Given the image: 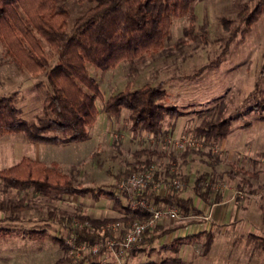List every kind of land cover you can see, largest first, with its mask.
<instances>
[{
  "label": "rangeland",
  "instance_id": "374dc122",
  "mask_svg": "<svg viewBox=\"0 0 264 264\" xmlns=\"http://www.w3.org/2000/svg\"><path fill=\"white\" fill-rule=\"evenodd\" d=\"M259 1L193 0V36L184 34L190 19L174 17L169 38L162 47L145 53L144 61L137 65V73H129L128 61L107 70L88 65L101 91V97L95 100L99 113L90 126V137L66 144H41L39 152L46 160L42 162L55 165L77 185L114 192L116 175L135 160L136 150L148 147L164 151L166 155L153 164L157 179L150 192L161 196L171 188L176 195L191 196L196 209L188 214L180 211L174 218L159 219L155 227L197 221L138 244L128 253L101 252L94 256L95 260L111 264H140L151 260H166L167 264H264V110L253 107L264 97V5L255 21L250 24L241 21V14L252 10ZM89 4V1L64 2L70 12L69 26ZM232 31L235 33L231 36ZM181 37L187 42L178 48L175 42ZM44 48L48 50L47 45ZM54 61H50L51 65ZM39 80L43 85L37 87ZM159 81H163L167 92L166 103L175 105L183 113L173 128L165 124V132L154 135L133 131L126 110L117 119L106 116L103 105L111 94L127 85ZM48 90L43 74H31L0 44V96L11 95L20 115L36 122L42 115V101ZM218 104H223L222 116L230 120L228 136L213 143L199 142L196 149L202 153L190 155L187 164L180 163L183 150L177 149L174 141L193 136L201 116ZM33 147L36 148L35 143L23 133L0 135V169L16 164L23 157L33 159ZM171 155L176 157L174 162ZM228 171H237L235 177L230 178ZM202 174L207 179L203 180L201 189L208 182L212 187L209 199L220 191L219 202L209 205L196 195V179ZM173 179L179 184H174ZM0 197L11 203L23 197L28 204L18 220L0 222L8 230L0 236V264H53L64 254L54 238L69 237L73 233L48 216L51 210L72 219H78L79 212L99 218L124 214L114 209L111 199L99 196L95 200L90 193L54 198L32 188H10L0 192ZM120 200L123 206L131 201L125 195ZM155 204L164 206L162 202ZM6 215L0 212V218ZM128 224L120 221L113 225V236H119ZM31 230L38 233H30ZM42 230L44 234H39ZM201 230L212 234L208 249L204 246L205 234L195 240H176L178 236Z\"/></svg>",
  "mask_w": 264,
  "mask_h": 264
},
{
  "label": "trees",
  "instance_id": "16d2710c",
  "mask_svg": "<svg viewBox=\"0 0 264 264\" xmlns=\"http://www.w3.org/2000/svg\"><path fill=\"white\" fill-rule=\"evenodd\" d=\"M65 1L0 0V44L31 74H43L49 86L42 101V115L36 122H29L20 115V109L11 95L0 96V135L23 133L31 142L55 144L88 139L90 126L99 113L95 100L101 97L99 85L89 73V64L107 70L121 61H128L129 73H137V65L144 61L145 53L162 47L169 38L174 17L187 16L190 24L184 29V34L193 36V0H76L78 3L89 1L90 4L74 18L70 26V12L64 5ZM262 5L264 0H260L252 10L243 12L241 21L246 24L255 21ZM234 33L232 31L230 35ZM186 42L187 39L181 37L175 46L179 48ZM45 45L48 50L44 48ZM52 59H55L53 65L50 63ZM35 85L39 87L43 82L39 80ZM166 95L163 81L139 86L127 85L105 100L103 110L108 118L113 119H117L126 110L133 131L158 135L165 132V124L173 128L175 120L183 115L175 105L166 103ZM253 107L264 110V97ZM222 110L223 104L207 109L199 124L194 127L193 135L211 143L225 138L230 132V120L222 116ZM194 153L202 152L196 148H185L179 155L180 163L187 164L191 159L189 156ZM165 155L164 151L154 148H140L134 152L135 160L128 162L116 178L144 171ZM175 158L171 155L173 162ZM236 172L227 173L230 178H234ZM170 175L175 174L170 172ZM205 179V174L196 179L195 193L211 205L220 201L222 194L220 191L215 192L209 199L212 191L210 184L201 189ZM10 188H32L37 193L51 194L54 198L90 193L94 199L103 196L117 206L121 203L113 190L77 185L55 165H47L29 157H23L16 164L0 169V192H7ZM143 196L149 197L154 203L175 204L183 214L196 209L191 196L176 195L171 188L161 196L154 192H144ZM26 208L28 204L23 197L14 203L0 197V212L7 214L0 218V222L18 220L20 212ZM123 209L124 214L119 217L97 218L79 212L76 218L89 223L82 228L74 227L72 218L66 214L51 210L48 216L73 233L77 242L90 243L96 237L110 235L107 229L101 232V225L117 221L132 222L145 214L138 210L133 212L129 206ZM170 231L171 228L158 230L157 227L145 230L139 244L152 241ZM29 232L38 233L33 230ZM44 232L42 230L39 234ZM7 233L8 230L0 225V236ZM203 234L206 235L204 246L208 249L212 241L210 231H198L176 240H195ZM54 240L62 247L64 254L53 264H111L95 260L92 252L73 263L65 239L56 237ZM140 264H167V261L151 260Z\"/></svg>",
  "mask_w": 264,
  "mask_h": 264
},
{
  "label": "built area",
  "instance_id": "2783aa9c",
  "mask_svg": "<svg viewBox=\"0 0 264 264\" xmlns=\"http://www.w3.org/2000/svg\"><path fill=\"white\" fill-rule=\"evenodd\" d=\"M203 139L196 138L194 135L187 138H179L174 141L177 149L184 150L185 148H196L199 142ZM157 173L153 168V164L141 172H135L127 176H122L116 181V197L125 195L130 198L129 208L131 211L138 210L139 213H145L142 218L135 219L126 227L120 230L119 236L115 237L112 234L111 227L119 224L120 221L112 222L106 225H101L100 230L103 232L107 229L110 235L104 237H96L92 242L87 243L77 242L74 234L66 236L65 243L68 245V255L73 263L77 262L83 255L92 252L94 256L101 252H112L115 255L122 252H130L135 249L142 233L145 230H151L155 227L157 221L162 218H174L179 216L180 210L175 204H167L157 206L152 199L143 196L144 192L150 193L151 188L156 186ZM173 183L178 185L179 181L173 179ZM205 185H209L205 182ZM74 227L82 228L88 226L87 221L72 219ZM104 261V259H102ZM102 263V262H101Z\"/></svg>",
  "mask_w": 264,
  "mask_h": 264
},
{
  "label": "crops",
  "instance_id": "0c3cea01",
  "mask_svg": "<svg viewBox=\"0 0 264 264\" xmlns=\"http://www.w3.org/2000/svg\"><path fill=\"white\" fill-rule=\"evenodd\" d=\"M228 136V135H227ZM226 136V137H227ZM225 137V138H226ZM225 138H223V139H225ZM35 143V146H36V148L35 147H33V149H34V152H33V155H34V157H33V159H35V160H41V161H46L44 158H41L42 157V155H41V153L39 152L40 150H39V148H41V144H55V143H39V142H34ZM66 143H68V142H65V143H61V144H66ZM58 144V143H57ZM39 147V148H38ZM31 154H32V152H31ZM31 157V156H30ZM32 158V157H31ZM73 195H78V194H73ZM221 197H222V195H221ZM94 199V198H93ZM95 200H97V199H95ZM221 200V199H220ZM219 202V201H218ZM214 204V203H213ZM113 207H114V209L116 210V211H124V207L125 206H123V204H122V202L120 203V205H115L114 204V202H113ZM90 217H92V216H90ZM97 218H99V217H97ZM58 222V221H57ZM194 222H197V221H188L187 223L186 222H184V223H178V224H175L174 226H168V227H162V228H159L158 230H162V229H167V228H171V231L170 232H168L167 234H165V235H168V234H170V233H172V232H175L176 230H179V229H181V228H183V227H186V226H188L189 224H194ZM62 225V224H61ZM202 231V230H201ZM205 231V230H204ZM193 233H195V232H193ZM189 234H192V233H187V234H185V235H183V236H186V235H189ZM165 235H162V236H160V237H163V236H165ZM183 236H178L177 238H179V237H183ZM160 237H158V238H160ZM154 240V239H153ZM147 242V241H146Z\"/></svg>",
  "mask_w": 264,
  "mask_h": 264
}]
</instances>
